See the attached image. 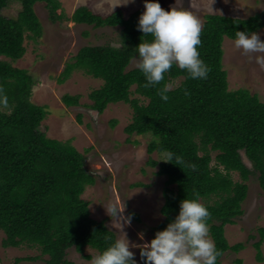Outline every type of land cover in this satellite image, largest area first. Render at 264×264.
Instances as JSON below:
<instances>
[{"label": "trees", "instance_id": "1", "mask_svg": "<svg viewBox=\"0 0 264 264\" xmlns=\"http://www.w3.org/2000/svg\"><path fill=\"white\" fill-rule=\"evenodd\" d=\"M38 3L45 4L54 22L121 27L118 44L81 47L57 81L64 83L74 71H83L102 81L89 93V107L102 113L111 103L131 105L132 119L125 127L127 140L143 136L149 155L158 153V158L149 157L148 164L158 166L156 174L166 176L161 207L164 219L156 230L175 217L182 199L198 198L210 212L209 234L221 253L217 264L226 251L245 249V242L230 244L225 227L244 214L249 189L246 181L254 171L264 190V99L246 86L230 88L224 41L234 39L237 30H259L264 26V10L247 18L205 14L197 47L209 68L207 78L191 79L185 70L173 66L161 85L180 81L171 87L169 99L162 101L157 95L160 85L144 87L140 70L128 68L136 55L135 46L141 39H151L136 27L142 9L127 15L126 8L120 7L101 14L81 5L68 15L61 0H0V96L7 99L6 104H0L2 244L40 251L36 256L17 257L16 264L42 256H47L44 264H90L68 259L67 250L74 247L84 254L90 246L100 252L117 237L104 219L91 215L90 202L83 198L96 180L86 167L84 152L72 138L52 137L42 129L49 110L32 99L36 78L27 68L13 63L25 55L27 39L37 41L43 36ZM12 6L17 7V14L8 15L6 10ZM80 99L81 94L62 96L67 106L81 104ZM77 118L82 122L81 113ZM117 122L112 120V126ZM161 151H171L178 159L159 160ZM233 172H238L241 180H236ZM134 217L140 220L139 214ZM258 234L253 246L257 260L263 262L264 226L258 228ZM235 264L244 261L237 258Z\"/></svg>", "mask_w": 264, "mask_h": 264}, {"label": "rangeland", "instance_id": "2", "mask_svg": "<svg viewBox=\"0 0 264 264\" xmlns=\"http://www.w3.org/2000/svg\"><path fill=\"white\" fill-rule=\"evenodd\" d=\"M61 2L68 15H72L81 5H89L101 14L111 13L120 7L126 8L127 15L139 8L144 11L143 0H129L128 3H122L123 0H61ZM160 4L166 10L174 7L192 12L200 19L201 25L207 13H224L247 18L264 10V0H160ZM36 12L44 25L43 36L37 41L27 39L25 55L13 63L27 68L36 78L32 99L37 103L46 104L49 110L42 129L52 137L72 138L73 144L84 152L86 167L96 179L83 194V198L90 202L91 215L98 220L104 219L117 236L127 237L136 259L139 264H143L139 256V245L154 236L156 226L164 219L161 207L164 203L163 187L166 176L156 174L158 166L148 164L149 157L158 158V153L149 155L147 140L143 136H132L131 141L127 140L125 127L133 115L130 104L111 103L102 113L87 105L92 103L89 93L101 85V80L86 75L83 71H74L64 83L57 81L66 63L81 47L118 44L121 27H94L68 20L54 22L44 3L36 5ZM6 13L17 14V7H10ZM255 32L264 39V26ZM224 51L230 88L246 86L253 93H258L263 100L264 68H261L254 58L236 49L233 39L226 38ZM133 67H136L135 58L128 66ZM179 81L180 78L176 79L170 84L171 87L176 86ZM65 93L81 94V104L67 106L62 100ZM141 100L147 102L145 98ZM78 113L82 114V122L78 121ZM114 119L118 122L112 126L111 122ZM246 162L253 169L252 164L248 160ZM233 177L241 180L238 172H233ZM246 182L249 189L243 203L244 214L235 224H228L225 227L230 244L245 242L246 248L240 252L226 251L220 264H235L237 258H242L244 264H264V261L257 260V250L253 246L260 238L258 228L264 226V190L260 186L257 171H254ZM112 203L123 209L125 216L131 215L130 223H124L122 219L109 215L106 207ZM134 214H139L140 220H137ZM4 237L5 233L0 229L2 264H16L17 257L40 254L38 249L25 245L4 247L2 244ZM210 238L213 240L211 236ZM262 251L264 256V243ZM97 253L99 252L90 246L86 247L84 254L71 247L67 250V258L77 263H90L91 258L85 255L93 256ZM46 258L47 256H42L36 260H23L18 264H44Z\"/></svg>", "mask_w": 264, "mask_h": 264}, {"label": "clouds", "instance_id": "3", "mask_svg": "<svg viewBox=\"0 0 264 264\" xmlns=\"http://www.w3.org/2000/svg\"><path fill=\"white\" fill-rule=\"evenodd\" d=\"M123 0L122 3H128ZM144 11L138 17L137 29L142 36H150L135 46L136 67L145 78L144 87H156L162 101L169 99L171 91L165 74L173 67L183 69L191 79H206L209 68L201 59L198 45L201 43V21L192 12L171 7L165 9L160 0H143ZM236 49L254 58L264 68V39L257 32L237 30L233 39ZM255 54V55H253ZM0 96V104H6ZM178 159L171 151H161L165 162ZM111 217L130 223L131 215L115 203L106 207ZM209 209L198 198H184L179 211L166 227L155 231L154 236L139 245L143 264H217L221 255L209 236ZM143 237V233H141ZM90 264H139L129 240L117 236L99 253L91 256Z\"/></svg>", "mask_w": 264, "mask_h": 264}]
</instances>
